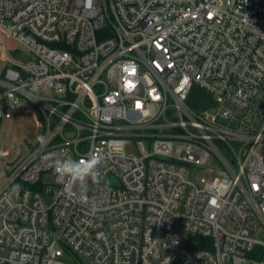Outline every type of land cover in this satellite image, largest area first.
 Here are the masks:
<instances>
[{
  "label": "built area",
  "instance_id": "2783aa9c",
  "mask_svg": "<svg viewBox=\"0 0 264 264\" xmlns=\"http://www.w3.org/2000/svg\"><path fill=\"white\" fill-rule=\"evenodd\" d=\"M0 33V120L24 97L38 126L0 182V264H264V0H0ZM194 84L238 127L190 107ZM211 152L227 171L189 179ZM49 153L100 176L61 178Z\"/></svg>",
  "mask_w": 264,
  "mask_h": 264
},
{
  "label": "rangeland",
  "instance_id": "374dc122",
  "mask_svg": "<svg viewBox=\"0 0 264 264\" xmlns=\"http://www.w3.org/2000/svg\"><path fill=\"white\" fill-rule=\"evenodd\" d=\"M8 48L10 52V56L22 62H25L28 59L27 47L23 44L17 42L14 39H11L8 42ZM5 64V65H4ZM14 65L12 62H4L0 59V74L2 73L5 67H9ZM55 95V93L50 91H41L40 94L49 93ZM51 94V93H49ZM217 96L212 94L211 91L203 89L197 84L193 85L190 91L188 104L195 110L203 111L210 118L216 115L218 118L216 122L222 126H228V128H232L234 126L238 127V123H230L228 119L222 118L218 115L219 106H216ZM260 103V104H258ZM226 104L230 107H234V105L230 102H226ZM264 105V84L256 95L255 100L252 102L253 108L260 110ZM20 112L12 119L8 121H4L0 125V149L5 147L9 148L10 155L6 157L0 158V182L6 177V174L11 169V166L8 164L13 161L15 158L19 156L22 152L29 151L28 140H32L37 137L38 126L36 124V120L33 116L32 111H37L36 106L25 99L24 97L21 99V103L19 104ZM257 126L261 124V118H257L256 120ZM27 139V140H26ZM133 140L136 138H132ZM26 140V141H25ZM241 143L233 145L239 146ZM88 142H84L80 145V149L83 151L86 150ZM218 145L222 152L227 157H232V150L230 147L223 145L218 142ZM262 148V143L257 146V149L260 150ZM228 149V150H227ZM226 168L221 162L220 158L216 156L214 152H211V155L208 158L207 163L202 165H190L188 178L195 181L196 183H201L202 179L212 180L215 175H219L225 173ZM42 186H54L57 187L55 182V175L51 171L44 172L41 177ZM45 190V189H44ZM43 190V191H44ZM184 240L186 239V234L183 235ZM62 260L65 264H89L85 257L77 255L72 251H68L62 257Z\"/></svg>",
  "mask_w": 264,
  "mask_h": 264
},
{
  "label": "clouds",
  "instance_id": "9594fccd",
  "mask_svg": "<svg viewBox=\"0 0 264 264\" xmlns=\"http://www.w3.org/2000/svg\"><path fill=\"white\" fill-rule=\"evenodd\" d=\"M46 160L61 178L68 177L74 181L85 182L88 179L95 181L100 176L98 166L101 161L96 156L90 159L84 157L78 160L67 158L60 159L56 158L53 153H49L46 156Z\"/></svg>",
  "mask_w": 264,
  "mask_h": 264
},
{
  "label": "crops",
  "instance_id": "0c3cea01",
  "mask_svg": "<svg viewBox=\"0 0 264 264\" xmlns=\"http://www.w3.org/2000/svg\"><path fill=\"white\" fill-rule=\"evenodd\" d=\"M1 40H2V36H1V33H0V43H1ZM3 55H4V48H3V46L0 44V59L3 61V63L5 62L6 63V61L4 60V57H3ZM5 65V64H4ZM6 68V67H5ZM5 71V69H3V71H2V73ZM1 73V74H2ZM4 121H7V120H0V125L4 122Z\"/></svg>",
  "mask_w": 264,
  "mask_h": 264
},
{
  "label": "water",
  "instance_id": "95a60500",
  "mask_svg": "<svg viewBox=\"0 0 264 264\" xmlns=\"http://www.w3.org/2000/svg\"><path fill=\"white\" fill-rule=\"evenodd\" d=\"M21 154L22 153H20L17 158H15L13 161L9 162L8 164L9 165H13L19 159V157L21 156ZM46 193L49 194V195H52V191H50V190H46Z\"/></svg>",
  "mask_w": 264,
  "mask_h": 264
},
{
  "label": "trees",
  "instance_id": "16d2710c",
  "mask_svg": "<svg viewBox=\"0 0 264 264\" xmlns=\"http://www.w3.org/2000/svg\"><path fill=\"white\" fill-rule=\"evenodd\" d=\"M39 186L41 187V183L39 184ZM39 186H38V187H39Z\"/></svg>",
  "mask_w": 264,
  "mask_h": 264
}]
</instances>
